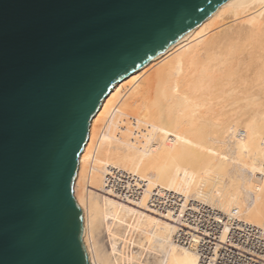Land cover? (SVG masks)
Here are the masks:
<instances>
[{
	"label": "bare ground",
	"instance_id": "6f19581e",
	"mask_svg": "<svg viewBox=\"0 0 264 264\" xmlns=\"http://www.w3.org/2000/svg\"><path fill=\"white\" fill-rule=\"evenodd\" d=\"M74 196L91 264H127L122 241L134 231L146 253L130 264H199L176 239L180 202L264 234V0H228L111 89L91 119Z\"/></svg>",
	"mask_w": 264,
	"mask_h": 264
},
{
	"label": "water",
	"instance_id": "95a60500",
	"mask_svg": "<svg viewBox=\"0 0 264 264\" xmlns=\"http://www.w3.org/2000/svg\"><path fill=\"white\" fill-rule=\"evenodd\" d=\"M228 0H0V264H91L74 196L123 78Z\"/></svg>",
	"mask_w": 264,
	"mask_h": 264
},
{
	"label": "built area",
	"instance_id": "2783aa9c",
	"mask_svg": "<svg viewBox=\"0 0 264 264\" xmlns=\"http://www.w3.org/2000/svg\"><path fill=\"white\" fill-rule=\"evenodd\" d=\"M175 207L176 239L198 253L199 264H264V234L256 226L206 204Z\"/></svg>",
	"mask_w": 264,
	"mask_h": 264
},
{
	"label": "rangeland",
	"instance_id": "374dc122",
	"mask_svg": "<svg viewBox=\"0 0 264 264\" xmlns=\"http://www.w3.org/2000/svg\"><path fill=\"white\" fill-rule=\"evenodd\" d=\"M132 237V239H130ZM99 240L102 241L101 243L107 248L108 246V249L112 247L113 245V238L112 236L110 235V232H109V229L107 228V226L103 227L101 232H100V235H99ZM102 238V239H101ZM111 238V239H110ZM125 241H122L124 242L123 243V247L124 245L127 246V249H125V251H128L126 254V259L124 260L127 264L129 263L130 264V260L129 258H131L132 260H134V262L136 263H140V258L142 256V254L144 255V253H146V251L144 250H141L140 248H138L137 246V242L139 240H141L143 237H142V234L140 233V231H134L132 233L131 236H125ZM134 238V239H133ZM130 240V241H129ZM134 241V242H133ZM104 242V243H103ZM120 242V243H122ZM126 243V244H125ZM134 244V245H132ZM107 245V246H106ZM111 245V246H110ZM130 245V246H128ZM136 245V246H135ZM125 246V247H126ZM131 246L135 247L136 249L132 250L130 249ZM131 250V251H130ZM139 251V252H138ZM132 252V253H131ZM138 252V253H137ZM143 252V253H142ZM134 253V254H133ZM130 254V255H129ZM137 254V255H136ZM141 254V256H140ZM133 256V257H132ZM153 259V256H150L149 260H152ZM129 262H128V261Z\"/></svg>",
	"mask_w": 264,
	"mask_h": 264
}]
</instances>
